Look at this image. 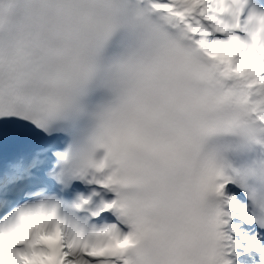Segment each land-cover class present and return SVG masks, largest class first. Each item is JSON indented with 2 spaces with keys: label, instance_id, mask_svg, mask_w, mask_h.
I'll use <instances>...</instances> for the list:
<instances>
[{
  "label": "snow or ice",
  "instance_id": "6c2138e0",
  "mask_svg": "<svg viewBox=\"0 0 264 264\" xmlns=\"http://www.w3.org/2000/svg\"><path fill=\"white\" fill-rule=\"evenodd\" d=\"M0 264H264V0H0Z\"/></svg>",
  "mask_w": 264,
  "mask_h": 264
}]
</instances>
